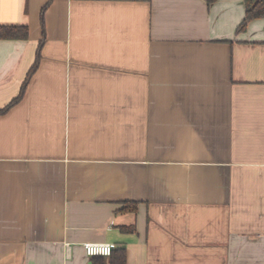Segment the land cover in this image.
<instances>
[{
  "label": "crops",
  "instance_id": "0c3cea01",
  "mask_svg": "<svg viewBox=\"0 0 264 264\" xmlns=\"http://www.w3.org/2000/svg\"><path fill=\"white\" fill-rule=\"evenodd\" d=\"M244 16L0 0V24L30 29L0 39V109L41 49L0 114V264H112L85 242L125 264H264V17L238 32Z\"/></svg>",
  "mask_w": 264,
  "mask_h": 264
},
{
  "label": "trees",
  "instance_id": "16d2710c",
  "mask_svg": "<svg viewBox=\"0 0 264 264\" xmlns=\"http://www.w3.org/2000/svg\"><path fill=\"white\" fill-rule=\"evenodd\" d=\"M208 3H212L216 0H207ZM245 3V16L242 22L237 27V31H243L248 27V24L256 19L264 17V0H244ZM30 35V29L27 24H0V39H27ZM43 44V41L41 42ZM41 59V49H38L36 62L31 68L29 75L21 88L20 94L15 97L7 106L0 109V114L7 112L14 104H16L25 93L28 85L29 78L33 75L39 65ZM134 206L130 201L121 208V210L133 209ZM117 254V255H116ZM116 255V259H115ZM96 258H105L107 256L96 255ZM112 258V264H125V249H114L112 254L109 255Z\"/></svg>",
  "mask_w": 264,
  "mask_h": 264
},
{
  "label": "built area",
  "instance_id": "2783aa9c",
  "mask_svg": "<svg viewBox=\"0 0 264 264\" xmlns=\"http://www.w3.org/2000/svg\"><path fill=\"white\" fill-rule=\"evenodd\" d=\"M83 246L89 256H109L117 247V245L113 242H85ZM67 247L70 248L71 246L67 245Z\"/></svg>",
  "mask_w": 264,
  "mask_h": 264
}]
</instances>
